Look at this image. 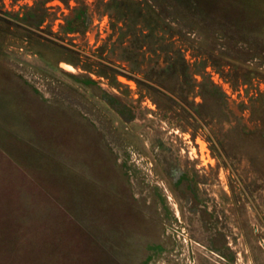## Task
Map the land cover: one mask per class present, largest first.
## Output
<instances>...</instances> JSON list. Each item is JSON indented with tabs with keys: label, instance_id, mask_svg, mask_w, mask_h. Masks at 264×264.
Returning a JSON list of instances; mask_svg holds the SVG:
<instances>
[{
	"label": "rangeland",
	"instance_id": "rangeland-1",
	"mask_svg": "<svg viewBox=\"0 0 264 264\" xmlns=\"http://www.w3.org/2000/svg\"><path fill=\"white\" fill-rule=\"evenodd\" d=\"M34 2L0 0V264H264V0Z\"/></svg>",
	"mask_w": 264,
	"mask_h": 264
},
{
	"label": "trees",
	"instance_id": "trees-1",
	"mask_svg": "<svg viewBox=\"0 0 264 264\" xmlns=\"http://www.w3.org/2000/svg\"><path fill=\"white\" fill-rule=\"evenodd\" d=\"M14 1L18 2L19 0H14ZM51 1H53V0H35L34 6L26 5L25 8H26V10H28V13L26 15H24V17L21 20H23L27 25H29L31 27L41 28L42 24L44 23V21L46 19L45 17H46V13L48 11V8H46V6ZM60 1H62L66 6H69V3L71 0H60ZM102 3L108 5V3H105L104 0H102ZM83 7H85V5ZM79 10H80V8L74 9V15L75 16L73 18L65 17L66 25L61 26V30L66 35L80 33V32L85 33L87 31V28L89 27L88 18L86 16H84V17H79V15L76 16V14L78 13ZM40 11H41V13H45V15H43V16H39V15L31 16L32 13H37ZM124 62L127 63V61H124ZM99 66L103 71V73H100L101 74L100 77H105L106 79L111 78L113 82H115L116 84H119L117 82V78H118V76H122V77L129 79V80H135L141 85V83L138 81V78H137V76L139 75L137 73L138 70L135 68H132L129 66V70H127L126 67H119L118 69H115L114 67L110 68L111 65L105 66L103 64H99ZM189 75L191 76L192 74H190V72H189ZM148 78H151V77H148ZM146 88L149 91H152L151 88H149V87H146ZM213 88H215V87H213ZM192 90L193 91H189L188 94L187 93H183V94L179 93L178 94L180 96V100L184 103L185 106L189 107L190 109L186 110L185 108H181L180 106H179V108L178 107L177 108L181 111V113H183V116H185V118L187 120L195 122L196 117H200V114H199L200 111L199 110L201 108V104H196L194 101L190 100L191 99L190 94H192L193 96L197 95V93L195 92V87ZM200 90H201V95L208 94V93H206V91L203 90L202 85L200 86ZM153 92H155L156 95H158V96L159 95L163 96V95H161V93H158L156 91H153ZM197 96H200V93H198ZM221 98L223 100L224 96L222 95L218 99L221 100ZM165 99H167L168 102H171L170 99H168V98H165ZM224 100H225V98H224ZM155 104H157V103H155ZM175 107H176V105H175ZM192 113H195V115H193Z\"/></svg>",
	"mask_w": 264,
	"mask_h": 264
}]
</instances>
